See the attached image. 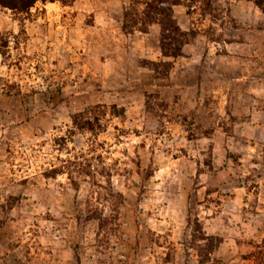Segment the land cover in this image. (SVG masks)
Instances as JSON below:
<instances>
[{
    "label": "rangeland",
    "instance_id": "obj_1",
    "mask_svg": "<svg viewBox=\"0 0 264 264\" xmlns=\"http://www.w3.org/2000/svg\"><path fill=\"white\" fill-rule=\"evenodd\" d=\"M127 2L0 4V264H264V12Z\"/></svg>",
    "mask_w": 264,
    "mask_h": 264
},
{
    "label": "trees",
    "instance_id": "obj_2",
    "mask_svg": "<svg viewBox=\"0 0 264 264\" xmlns=\"http://www.w3.org/2000/svg\"><path fill=\"white\" fill-rule=\"evenodd\" d=\"M35 1L0 0V4L12 10L24 11L30 8ZM60 1L65 2L66 0ZM187 1L194 2L197 0ZM254 2L264 12V0H254ZM175 3L176 0H128L127 6L123 10V26L127 28L136 23L143 26L157 23L160 26L159 46L162 53L171 56L181 54L182 46L192 39V35L182 30L174 19L172 6ZM204 3L210 4V0H205ZM74 123L77 127H82L77 122Z\"/></svg>",
    "mask_w": 264,
    "mask_h": 264
}]
</instances>
